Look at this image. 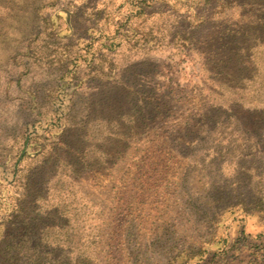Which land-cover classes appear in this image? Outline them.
<instances>
[{
  "label": "rangeland",
  "instance_id": "obj_1",
  "mask_svg": "<svg viewBox=\"0 0 264 264\" xmlns=\"http://www.w3.org/2000/svg\"><path fill=\"white\" fill-rule=\"evenodd\" d=\"M140 6L0 0V264H264V0Z\"/></svg>",
  "mask_w": 264,
  "mask_h": 264
},
{
  "label": "trees",
  "instance_id": "obj_2",
  "mask_svg": "<svg viewBox=\"0 0 264 264\" xmlns=\"http://www.w3.org/2000/svg\"><path fill=\"white\" fill-rule=\"evenodd\" d=\"M141 3H142V6L144 7V1L145 0H140ZM145 5H149V4H145ZM140 6V7H142ZM136 12H143V8H138V10ZM42 16L39 12V7L37 5H34L32 6V8L30 9V12H29V20H30V26H29V30H27L26 33H23V35L21 37H28V36H31V35H37L39 34V32L41 31V28L37 27V25L39 24V22L42 21ZM128 18H126L127 20ZM137 32H133V35L136 36ZM137 38H142V36H137ZM154 38V37H152ZM21 45V44H20ZM3 234L0 235V238L2 237ZM7 235V233L3 236L5 237ZM17 236H15L16 238ZM18 239V238H17Z\"/></svg>",
  "mask_w": 264,
  "mask_h": 264
}]
</instances>
